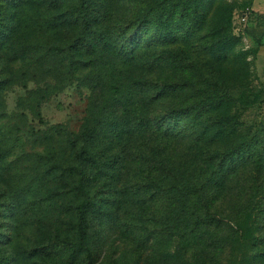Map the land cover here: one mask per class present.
<instances>
[{"label":"rangeland","instance_id":"374dc122","mask_svg":"<svg viewBox=\"0 0 264 264\" xmlns=\"http://www.w3.org/2000/svg\"><path fill=\"white\" fill-rule=\"evenodd\" d=\"M2 1L0 264H264V18L249 0ZM82 6L89 51L71 46ZM218 25L232 42L209 47ZM206 89L228 97L195 115ZM84 198L78 228L67 205Z\"/></svg>","mask_w":264,"mask_h":264},{"label":"trees","instance_id":"16d2710c","mask_svg":"<svg viewBox=\"0 0 264 264\" xmlns=\"http://www.w3.org/2000/svg\"><path fill=\"white\" fill-rule=\"evenodd\" d=\"M1 2H3V1L0 0V4H2ZM81 3L83 4L84 2L82 1ZM12 8L13 7H7L5 9L3 8V10H2V8L0 9V50L2 48H5L7 43L12 40V37L14 35V30H13V27L11 24V18L12 17H10L14 13ZM77 14H79L81 27L79 28V30H77L76 36L72 40L71 46H73V48H76V49L82 48L84 51L92 50L93 49V39H92L93 29H92V23L88 17V10L85 6H82L80 8V10L75 14V16ZM200 35L203 37L204 36L208 37L205 44L209 45V47H211L217 41H222V42L227 43L230 40L232 42V38L228 34L227 27L223 26V25L213 26V28L206 30L205 33L200 34ZM198 40L199 39L196 38L195 42H197ZM226 97H228L226 93L216 92V91L211 90V89L201 90L199 95L197 96L198 103H196V105H193L192 109L195 110V115H198L200 112L203 113L202 110H207L211 104L221 102ZM189 105H186L185 107H183L182 110L183 111H186V110L189 111V109H188ZM169 114L171 115L172 118L175 117V114L172 111H170ZM216 124L218 125L217 128H220V125L223 124V121L219 120L216 122ZM191 132L195 133V134H200L201 127H196ZM240 156L241 155L239 153H236V155H230L229 157L227 156L225 161L222 159V161L215 164L214 166L217 169L214 171H210V173H209L210 178L213 176L212 174L216 173L217 171L224 173V172H226V170H229L231 165L233 163L237 162V159ZM89 158H90V156L88 155L87 151H85V150L80 151L76 155V160L78 162H87L89 160ZM223 168H225V170ZM202 185H204V184H202ZM171 187L174 188V185H171ZM165 189L166 188H164V190ZM168 189H170V188L168 187ZM205 190L206 189L204 188V192L203 191L201 192V196H203L205 194ZM83 197H84V195H83ZM88 204H89L88 201L85 200V198H84V199H81L79 201H75V203H73V204L67 205V207L71 210L72 215H76V217H77L78 228H81V226L83 225L84 215H85L86 209L88 207ZM197 206L198 205L196 204V207ZM205 210H208V206L205 208ZM212 213L214 215H217L215 212H212V211L210 212L209 210H208V212L202 213L201 215H212ZM77 230H78V234L81 237H83V230H81V229H77Z\"/></svg>","mask_w":264,"mask_h":264},{"label":"crops","instance_id":"0c3cea01","mask_svg":"<svg viewBox=\"0 0 264 264\" xmlns=\"http://www.w3.org/2000/svg\"><path fill=\"white\" fill-rule=\"evenodd\" d=\"M248 8L250 9L251 13L254 15V18L256 19L264 18V0H249Z\"/></svg>","mask_w":264,"mask_h":264},{"label":"built area","instance_id":"2783aa9c","mask_svg":"<svg viewBox=\"0 0 264 264\" xmlns=\"http://www.w3.org/2000/svg\"><path fill=\"white\" fill-rule=\"evenodd\" d=\"M245 16L241 15L240 19L243 20Z\"/></svg>","mask_w":264,"mask_h":264}]
</instances>
